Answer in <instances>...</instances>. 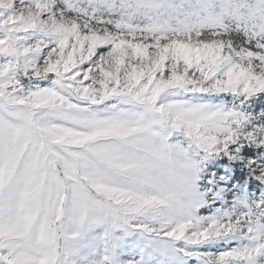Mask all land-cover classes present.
I'll return each instance as SVG.
<instances>
[{"label":"snow or ice","instance_id":"snow-or-ice-1","mask_svg":"<svg viewBox=\"0 0 264 264\" xmlns=\"http://www.w3.org/2000/svg\"><path fill=\"white\" fill-rule=\"evenodd\" d=\"M192 260L264 264V0H0V264Z\"/></svg>","mask_w":264,"mask_h":264},{"label":"rangeland","instance_id":"rangeland-1","mask_svg":"<svg viewBox=\"0 0 264 264\" xmlns=\"http://www.w3.org/2000/svg\"><path fill=\"white\" fill-rule=\"evenodd\" d=\"M227 159V158H225ZM211 163V161H210ZM237 177L240 178V174L237 173ZM105 225L94 226L91 229L90 235L102 234L105 230ZM115 234L123 238V243L121 247L117 250L122 259H130L133 255L139 254V245L142 241V237L139 232H132L127 234L124 229L116 230ZM84 254L89 260L98 258V253H89V250L85 249ZM149 264H155L154 261H150ZM189 264H197L195 260L189 261Z\"/></svg>","mask_w":264,"mask_h":264},{"label":"trees","instance_id":"trees-1","mask_svg":"<svg viewBox=\"0 0 264 264\" xmlns=\"http://www.w3.org/2000/svg\"><path fill=\"white\" fill-rule=\"evenodd\" d=\"M240 178L242 179V177L240 176Z\"/></svg>","mask_w":264,"mask_h":264}]
</instances>
